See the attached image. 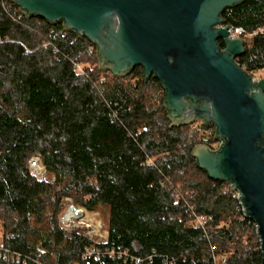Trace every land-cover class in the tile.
Segmentation results:
<instances>
[{"label": "trees", "instance_id": "obj_1", "mask_svg": "<svg viewBox=\"0 0 264 264\" xmlns=\"http://www.w3.org/2000/svg\"><path fill=\"white\" fill-rule=\"evenodd\" d=\"M222 15L244 30L238 61L256 76L264 0ZM99 61L88 38L0 0V264H262L256 223L198 166L200 141L172 126L160 80ZM34 155L50 177L32 174ZM66 198L105 210L106 242L59 224Z\"/></svg>", "mask_w": 264, "mask_h": 264}, {"label": "water", "instance_id": "obj_2", "mask_svg": "<svg viewBox=\"0 0 264 264\" xmlns=\"http://www.w3.org/2000/svg\"><path fill=\"white\" fill-rule=\"evenodd\" d=\"M28 17L88 38L101 70L127 77L142 67L165 90L172 126L215 125L218 150L199 143L198 166L239 191L264 264V77L238 63L245 39L223 17L246 0H12Z\"/></svg>", "mask_w": 264, "mask_h": 264}, {"label": "built area", "instance_id": "obj_3", "mask_svg": "<svg viewBox=\"0 0 264 264\" xmlns=\"http://www.w3.org/2000/svg\"><path fill=\"white\" fill-rule=\"evenodd\" d=\"M243 34H244V30L241 27H236L235 30L230 31V35L233 37L234 36L243 37ZM254 34L255 33H249L248 37H252ZM237 61H238V59H237ZM238 63L241 65V67L243 69H245L244 65H242L239 61H238ZM254 79L256 80L259 78L254 76ZM215 134H216L215 125H213V124L212 125H203V123L201 121H197V122H194L193 124L190 125V129L188 132V138L190 140H194L195 138H197L200 141V143L207 144L210 147V149L218 150L222 146L223 141L217 139ZM29 168H30L32 174H34L37 177H39V175L41 176L42 174L45 175V173H46L45 166L42 164V160H41L40 156H38V155L35 157H32L30 159ZM41 178H43V177H41ZM226 183H227L226 189L231 190L233 192V197H235L239 201V204L241 206V210L243 212V206L241 205L240 200H239V191L234 190L230 183H228V182H226ZM66 206H67V209H66ZM64 211L59 217V224L66 229H79L80 231H82V229H80L79 227L78 228H76V227L71 228V226H72L71 223L74 222V220H76V219L83 220V219L87 218L86 216H87L88 212H92V211H88L86 208H84L82 206L74 204L71 201V199H69V198H66L64 200ZM71 211H72V216L70 218L69 217L67 218V215ZM198 224L203 225L200 219H198ZM256 226H257V224H256ZM89 227H91V226H89ZM82 232L84 233V231H82ZM84 234L86 236H88L90 239H92L90 233L85 232ZM107 239H108V236H107ZM107 239H106V241H107ZM97 251H96V247L94 245H92L87 249V251L84 253L83 257L84 258L92 257L95 253H97ZM98 255H100L99 252H98L97 256ZM139 262H140V260L137 259V263H139Z\"/></svg>", "mask_w": 264, "mask_h": 264}, {"label": "rangeland", "instance_id": "obj_4", "mask_svg": "<svg viewBox=\"0 0 264 264\" xmlns=\"http://www.w3.org/2000/svg\"><path fill=\"white\" fill-rule=\"evenodd\" d=\"M89 64H90V62L85 63V65H89ZM83 66L84 65L81 64V67H83ZM256 77L257 78L264 77V70L257 72ZM35 156H37V155H34L33 157H35ZM39 177L40 178L41 177L47 178L50 176H49V174L45 173V175L42 174L41 176L39 175ZM66 209H67V206H66ZM86 217L87 218H85L83 220H81V219L74 220V222L71 223L72 224L71 228L72 227H76V228L79 227L80 229H82V231H84V233L85 232L90 233L92 240L94 241L95 244L105 242L107 239V236H108L107 216H106L105 210L101 209V210H95L92 212H88ZM89 226H91V227H89ZM1 231L2 230L0 228V239L2 238V235H3V233Z\"/></svg>", "mask_w": 264, "mask_h": 264}, {"label": "bare ground", "instance_id": "obj_5", "mask_svg": "<svg viewBox=\"0 0 264 264\" xmlns=\"http://www.w3.org/2000/svg\"><path fill=\"white\" fill-rule=\"evenodd\" d=\"M72 216V211L71 212H69V214L67 215V218L69 217H71Z\"/></svg>", "mask_w": 264, "mask_h": 264}, {"label": "flooded vegetation", "instance_id": "obj_6", "mask_svg": "<svg viewBox=\"0 0 264 264\" xmlns=\"http://www.w3.org/2000/svg\"><path fill=\"white\" fill-rule=\"evenodd\" d=\"M139 67H140V66H139ZM135 69H136V68H135ZM134 71H135V70H134ZM134 71H133V72H134ZM133 72H132V73H133ZM132 73H131V74H132ZM131 74H130V75H131Z\"/></svg>", "mask_w": 264, "mask_h": 264}]
</instances>
